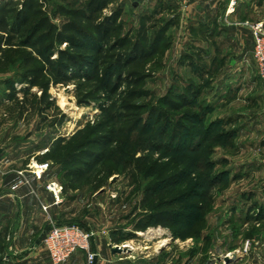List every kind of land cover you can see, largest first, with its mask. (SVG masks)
Masks as SVG:
<instances>
[{
    "label": "rangeland",
    "instance_id": "rangeland-1",
    "mask_svg": "<svg viewBox=\"0 0 264 264\" xmlns=\"http://www.w3.org/2000/svg\"><path fill=\"white\" fill-rule=\"evenodd\" d=\"M40 1L58 32L70 18L57 10L84 11L89 0ZM254 3L263 23L251 25L264 29V0ZM157 6L151 0L110 5L106 15L123 7L113 40L129 33L135 38L142 17L150 19L151 38L165 28L175 13ZM56 33L43 31L29 42L18 38L15 47L0 50V178L27 174L28 184L44 182L38 168L49 165L44 186L61 189L59 224L93 234L97 264H264V80L254 60L233 66L201 55L194 67L182 61L184 52L167 34L156 55L130 69L141 83L105 96L94 92L92 69L82 75L66 71L54 84L58 53L69 49ZM92 40L78 43L97 65ZM31 57L39 62L26 68ZM39 65L49 75V110L37 104L40 86L28 83L29 69ZM187 85L199 91L197 99L191 107L170 110L165 100L176 101ZM25 100L30 101L22 108ZM99 126L105 131L91 134ZM112 131L105 149L91 145L94 158L79 160L86 157L81 145L110 138ZM78 167L85 174L76 182L70 172ZM163 212L173 216L166 227L154 220ZM47 222L46 232L53 225ZM44 235L37 247L54 264ZM5 240L0 239V264ZM85 264H93L87 254Z\"/></svg>",
    "mask_w": 264,
    "mask_h": 264
},
{
    "label": "trees",
    "instance_id": "trees-1",
    "mask_svg": "<svg viewBox=\"0 0 264 264\" xmlns=\"http://www.w3.org/2000/svg\"><path fill=\"white\" fill-rule=\"evenodd\" d=\"M116 1L117 0H89L86 5V10L84 11L68 10L60 7L57 13L69 17L70 20L57 32L50 18L45 15L43 9L44 4L40 0H0V50L6 47H15V41L18 38L29 42L40 32L49 31L50 34L57 32L56 39L60 42L67 39L69 42V49L60 50L58 53V64L60 66L55 69L57 76L54 78V84L61 83L60 77H63L66 71H73L75 74L82 75L84 69H92L97 78L94 86V92L97 94L101 93L105 96H111L118 93L123 87H136L141 83V78L137 77L138 73L130 69H134L157 54L166 35H169L171 27L177 24L178 15L175 14L167 22L166 27L157 31L152 38L149 35L152 28H149L147 25V20L149 18L142 17L140 28L135 34V38L131 37L129 33L114 41L112 37L120 28L119 20L123 12V7L114 11L111 15H106L105 11ZM163 5L159 4L157 6L160 12L163 10L168 11ZM169 8L170 12H176V9ZM35 20H37L36 24H34ZM31 25H33V28L30 30L29 27ZM28 30L29 32L31 31L29 36H27ZM92 38L94 40H92ZM86 39L92 40L95 43L94 46L97 51L96 57L100 58L97 65H94L95 59L84 55L87 48H85L82 43H78V41ZM200 56L201 54L199 52L191 56L185 55L182 61H185V58L189 59L187 61L191 62V66L195 67L194 60L199 59ZM38 62L36 58L31 57L29 62L26 63V68ZM198 63H200V61ZM28 75L30 76L28 83L32 86H40L42 89V95L39 101H37V104H39L40 107L45 105L47 106L46 110H49V106L51 105L48 95L50 81L45 78L46 75H48L46 68L40 65L38 67H32V69H29ZM198 92V90L187 85L184 93L176 94V101H169L166 99L164 104L170 110L178 111L183 108L191 107L193 99H197ZM29 101L30 100H25L22 108L27 105ZM32 107H35L34 103H32ZM104 131V126H99L97 129L91 130L90 132L91 134H101ZM109 135L110 138L95 139L93 143L87 142L84 143L86 145H81L78 151L80 148H84L82 154L86 157L79 160H82L84 163L87 162L85 158L89 159V161L92 160V158H94V151L88 149V147L92 145L100 147V149H105L107 144L112 140L111 136H113V131ZM82 154L81 156H83ZM70 165L72 164L70 163ZM73 171H75V179L73 180L79 182L85 174V169L78 167L73 169L70 173ZM154 220L156 225L166 227L173 221V216L171 213H158L154 217ZM2 253L0 248V255H2Z\"/></svg>",
    "mask_w": 264,
    "mask_h": 264
},
{
    "label": "crops",
    "instance_id": "crops-1",
    "mask_svg": "<svg viewBox=\"0 0 264 264\" xmlns=\"http://www.w3.org/2000/svg\"><path fill=\"white\" fill-rule=\"evenodd\" d=\"M151 1L164 4L168 12L169 7L176 9L178 22L171 27L169 35L174 47L184 52L182 56L197 51L206 56V61L233 66L254 60L251 24L263 23L256 18L254 0H188L187 7L179 0ZM254 73L246 74V79ZM14 176L16 180L13 181L0 178V238L6 239L5 264H52L44 250L37 247L39 244H35L42 237L39 235H44V229L50 226L47 220L60 225L64 206L56 204L53 194L45 189L46 172L42 178L44 182L39 180L29 184L31 177L27 174ZM92 242L94 246V240ZM85 258L84 252H78L66 264H85ZM111 262L113 260L108 261Z\"/></svg>",
    "mask_w": 264,
    "mask_h": 264
},
{
    "label": "built area",
    "instance_id": "built-area-1",
    "mask_svg": "<svg viewBox=\"0 0 264 264\" xmlns=\"http://www.w3.org/2000/svg\"><path fill=\"white\" fill-rule=\"evenodd\" d=\"M187 7L188 0H179ZM255 47L253 58L256 69L261 79L264 80V29L258 24L252 26ZM49 165H41L38 170L41 175L47 172ZM39 178V179H40ZM48 189L53 192L56 204H60V190L55 184L49 185ZM46 210V208H44ZM93 234L83 230L77 225H52L44 237V245L54 264H66L76 253L87 254L91 263L94 262L96 254L92 252Z\"/></svg>",
    "mask_w": 264,
    "mask_h": 264
},
{
    "label": "water",
    "instance_id": "water-1",
    "mask_svg": "<svg viewBox=\"0 0 264 264\" xmlns=\"http://www.w3.org/2000/svg\"><path fill=\"white\" fill-rule=\"evenodd\" d=\"M1 153H2V150H0V155H1ZM40 240H41V238L37 240V242H36L35 245H38V244L40 243ZM93 240H94V238H93ZM119 251H120V250H119ZM94 253L96 254V256H95V259H94L93 264H97L98 255H97V250H96V249L94 250Z\"/></svg>",
    "mask_w": 264,
    "mask_h": 264
},
{
    "label": "bare ground",
    "instance_id": "bare-ground-1",
    "mask_svg": "<svg viewBox=\"0 0 264 264\" xmlns=\"http://www.w3.org/2000/svg\"><path fill=\"white\" fill-rule=\"evenodd\" d=\"M81 115V114H80ZM70 127V126H69ZM72 128V127H71ZM57 189H59L58 187H57ZM123 247V246H122ZM128 253V252H127Z\"/></svg>",
    "mask_w": 264,
    "mask_h": 264
}]
</instances>
